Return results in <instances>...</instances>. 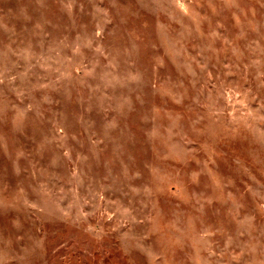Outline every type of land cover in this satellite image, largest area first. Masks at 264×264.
Listing matches in <instances>:
<instances>
[{
	"label": "clouds",
	"instance_id": "clouds-1",
	"mask_svg": "<svg viewBox=\"0 0 264 264\" xmlns=\"http://www.w3.org/2000/svg\"><path fill=\"white\" fill-rule=\"evenodd\" d=\"M50 221L114 264H264V0H0V264H50Z\"/></svg>",
	"mask_w": 264,
	"mask_h": 264
},
{
	"label": "rangeland",
	"instance_id": "rangeland-1",
	"mask_svg": "<svg viewBox=\"0 0 264 264\" xmlns=\"http://www.w3.org/2000/svg\"><path fill=\"white\" fill-rule=\"evenodd\" d=\"M161 41H168V36L166 33L161 34ZM218 50L222 45H217ZM166 51L168 50V45L165 44ZM67 51V50H66ZM190 51V49H189ZM65 53L62 52L61 56H64ZM69 59L71 58V53H68ZM169 57L173 60L177 59L176 49L169 51ZM157 71H161L157 69ZM214 72V70H212ZM73 74L75 76H84L85 73L82 69L77 67L74 69ZM86 79H91V77H86ZM233 79V77H229ZM247 87V85H246ZM97 105L102 104L103 109L110 115L114 114V110L117 104L122 103L118 95H113L111 89L104 90V99L95 101ZM255 108L257 105H251ZM179 107V105L177 106ZM174 118V113L169 110H162L156 113H150V121L156 124H163L166 128L168 123L171 122V119ZM91 123V130L95 131L96 125L94 122ZM163 131V129H161ZM99 133H97L98 135ZM74 135V134H73ZM85 136L87 133L84 134ZM80 137H77L79 139ZM71 140V135L69 136ZM101 150L104 149V144L100 145ZM175 191V189H173ZM65 195L62 200L59 201L60 207L64 208L66 211H69V214L75 216L79 211V207L76 201H79L83 206L84 212L92 211V204H84L83 201L89 199L87 196V180L84 177H81V186L72 187L64 189ZM107 199V195H105ZM69 206H71L69 208ZM95 222V221H93ZM62 222L59 221H50L45 223L44 227L41 229L42 232L47 233L45 239V250L49 253L50 264H114V257H119L120 253L114 249H103L89 244L81 235L72 229H65L56 234V237L53 238L52 230L59 226ZM53 246H55V251L53 252Z\"/></svg>",
	"mask_w": 264,
	"mask_h": 264
}]
</instances>
